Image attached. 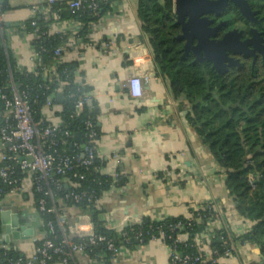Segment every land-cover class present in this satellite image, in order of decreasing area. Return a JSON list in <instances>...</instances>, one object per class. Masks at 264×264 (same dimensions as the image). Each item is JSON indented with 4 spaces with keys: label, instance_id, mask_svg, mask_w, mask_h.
<instances>
[{
    "label": "crops",
    "instance_id": "crops-1",
    "mask_svg": "<svg viewBox=\"0 0 264 264\" xmlns=\"http://www.w3.org/2000/svg\"><path fill=\"white\" fill-rule=\"evenodd\" d=\"M47 5V0H4V22L25 23L32 6ZM136 7L137 0H110L107 10L89 25L87 44L82 40L76 44L72 20H60L52 14L48 28L50 36H66V42L60 44L64 48L61 62L78 63L77 79L83 80L93 98L97 173L112 178V185L97 200V222L117 232L130 221L135 226L145 224V220L188 219L192 210L208 207L214 218L195 237L204 254L210 255L213 234L224 230L237 240L232 242L231 257L219 258L217 264H263L258 246L238 240L253 223L236 212L223 171L188 125L185 109L174 99L167 79L157 72ZM12 44L17 65L30 71L29 43L15 37ZM134 75L142 81L139 99L131 98L125 88ZM56 106L57 112L61 103L56 101ZM53 122L57 123L56 119ZM6 210L18 214L29 235L17 241L10 238L5 244L0 221V246L28 258L45 233L27 175H22L12 192L0 197V213ZM56 216L63 221L59 229L70 239L75 237L69 231L72 228L83 232L93 229L88 209L60 198L56 200ZM179 239L186 242L188 235L180 234ZM169 256L168 245L156 240L123 248L109 258L75 254L72 264H170Z\"/></svg>",
    "mask_w": 264,
    "mask_h": 264
},
{
    "label": "trees",
    "instance_id": "trees-1",
    "mask_svg": "<svg viewBox=\"0 0 264 264\" xmlns=\"http://www.w3.org/2000/svg\"><path fill=\"white\" fill-rule=\"evenodd\" d=\"M109 1L95 0L96 11L87 9L86 2L74 13L69 9L68 2H53L44 6L49 8V13L37 14L34 18L35 27H31L30 23L26 22V29L27 31L37 29L38 33L46 31L51 23L52 14H56L60 20L79 22L77 38L87 44L89 25L99 19L100 11L107 10ZM249 4L259 20L257 26L264 32V0H249ZM231 11L234 12L230 17L231 20L234 16L239 18L236 9L232 8ZM136 15L141 31L147 37L157 72L167 79L174 99L180 100L179 107L181 109L184 107L187 111L188 125L223 171L225 188L236 212L253 223L250 231L238 240L258 246L264 256V64L251 66L247 63L239 68H230L225 74L219 75L209 64H200L194 62L191 55L185 56L181 43L176 38L179 26L174 24L173 0H137ZM63 42H66V36L41 37L37 43L46 49V52L41 53V59L48 65L54 66L56 77L48 74L44 76L40 68L35 72L24 68L18 69L11 53H8V63L1 58V67L6 70V76L10 70L13 82L21 89H27L31 100L37 96V101L30 103L36 121L40 117L39 109L45 97L51 93L57 97L60 83L66 81L67 85L60 93L61 127L70 130L73 138L77 133L79 135L77 142L82 144L83 122L89 116L93 119V110L89 105H85L79 117H71V115L78 97L89 93L90 90L83 80L77 79V62L60 63L53 59L51 52ZM2 80L5 81L6 78ZM35 87L38 89L35 90ZM69 94H72V97L68 98ZM96 129L98 132L97 126ZM73 138L70 142L74 141ZM65 148L68 153L75 151L70 144ZM21 177V173L16 170L12 177L17 181L15 185L6 186L0 183V197L14 190ZM111 185L112 178L90 170L80 182V189H93L99 197ZM34 195L37 201L40 195L35 192ZM77 206L90 211V221L96 235L111 240L116 246L119 245L120 234L98 224L99 211L93 203ZM40 217L44 222L52 223L54 232L47 236L58 243L62 234L56 225L55 217L49 214H41ZM197 218L199 220H196ZM213 218L214 213L211 208L201 207L192 210L188 219L168 218L159 222L129 226L123 229L131 240L125 248L146 243L150 241V236L157 237L158 231L163 230L167 236L164 238L166 245L172 246L175 243L180 254L195 255L199 247L195 237L204 232L206 223ZM43 230L47 232L44 227ZM138 231L150 233L144 236L142 243L132 239V234ZM180 234L188 235L186 243H177V236ZM85 240L72 239L75 243ZM235 240L237 238L229 237L224 230L216 231L210 241L211 251L216 252L218 258L227 251L232 253L231 245ZM105 245L103 242L91 248L98 259L101 256L105 258L112 256L106 251ZM86 252L88 253V250ZM88 256L92 257L91 254ZM17 259L26 258L14 250H6L0 246V264H7L9 260Z\"/></svg>",
    "mask_w": 264,
    "mask_h": 264
},
{
    "label": "built area",
    "instance_id": "built-area-1",
    "mask_svg": "<svg viewBox=\"0 0 264 264\" xmlns=\"http://www.w3.org/2000/svg\"><path fill=\"white\" fill-rule=\"evenodd\" d=\"M47 1L48 5L55 2V0ZM86 2L87 9L96 11L97 4L95 0H70L68 1V7L74 13ZM48 13V7L32 6L30 16L26 22H29L31 27H35L34 18L36 15H47ZM26 22L13 25L5 24L3 3L0 2V183L6 186L15 185L17 181L12 177L16 170L21 175H27L32 183L33 191L40 195V198L35 201L39 215H53L57 227L61 228L63 221L56 216V200L58 198L76 206L83 203L87 205L93 203L96 206L98 195L93 189H80V182L85 179L86 172L91 170L97 173L96 143L98 132L94 119L89 116L83 122L82 138L84 142L79 144L73 138L70 130L61 127L62 122L59 114L62 106L56 112L57 100L54 93L45 97L39 109L40 117L37 121L34 120L30 103L31 101L35 103L37 96L31 100L29 91L21 89L19 85L13 82L10 70H8V76H6V70L1 67V58L7 63L9 62L8 53H11L12 58L15 60L12 52V39L16 37L27 41L32 49L30 71L35 72L37 68H40L44 76L48 74V76L56 77L54 66L48 65L41 59V53L46 52V49L42 45H37L41 37L50 36L49 29L40 33L37 32V29L27 31ZM74 25L76 29L73 39L78 44L81 40L77 38L80 23L74 22ZM63 54V45H59L51 52L53 59L60 63ZM16 67L21 69L17 63ZM3 78H6V80H2ZM141 84V78L136 75L127 80L125 88L131 98L139 99L142 97ZM65 85H67L66 81L60 83L57 90L59 94L62 93ZM36 89L38 87H35ZM70 97H72V94L68 95V98ZM92 100L90 93L79 96L73 107L71 117H79L85 105L92 103ZM92 105H89L91 109ZM54 119L57 123L53 122ZM72 138L74 141L70 142ZM68 144L75 149L74 152H67L65 147ZM196 220H199V218ZM41 221L42 227L47 232H44L45 238L36 245L32 255L25 260H9L7 264H48L51 261L72 264L74 255L82 253L91 254L92 258L97 259L91 248L103 242L106 244V251L114 257L131 242L130 237L126 232H123V229L117 231L120 234V240L119 245L116 246L111 240L96 235L94 229L83 232L79 228H72L69 231L74 234V238L86 240L75 243L59 229L62 238L56 243L54 239L47 236L48 234L52 235L54 232L52 223L50 221L44 222L42 219ZM149 234V231H138L132 234V239L142 243L144 236ZM166 237L165 231L159 230L157 237L150 236V241L157 240L164 243ZM168 238L170 237L168 236ZM176 241L177 243H186L180 241L179 235ZM168 247L170 249V264H217L219 259L216 252L211 251L210 255L207 256L199 247L195 255L180 254L175 243ZM231 255L232 253L227 251L222 257L228 258Z\"/></svg>",
    "mask_w": 264,
    "mask_h": 264
},
{
    "label": "water",
    "instance_id": "water-1",
    "mask_svg": "<svg viewBox=\"0 0 264 264\" xmlns=\"http://www.w3.org/2000/svg\"><path fill=\"white\" fill-rule=\"evenodd\" d=\"M4 0H0L3 3ZM232 4L240 13L242 18L250 24L257 23L255 12L250 9L247 0H173V13L175 17V25L180 26V34L178 40L184 42L182 51L184 54L191 53L194 57V62L210 63L211 68L219 75L227 72L229 67H239L240 63L233 57H229L228 53L236 55H252L255 60V52L261 55L264 63V45L262 39L256 30H251V39L241 42L239 40L240 32L236 30L225 33L221 39H214L217 32L223 23L215 27H210L211 21L204 15H219L224 12L228 4ZM103 11H100V17ZM196 44H193V41ZM252 49H248V47ZM58 103H61V94L56 97ZM92 105V103H89ZM187 114V111H185ZM76 141L79 140V135H74ZM0 221L5 228L4 243L9 244L12 241H17L21 236L29 235L25 226L20 223V218L17 213L4 211L0 213ZM147 223V221H144ZM132 226L130 221L124 227Z\"/></svg>",
    "mask_w": 264,
    "mask_h": 264
},
{
    "label": "flooded vegetation",
    "instance_id": "flooded-vegetation-1",
    "mask_svg": "<svg viewBox=\"0 0 264 264\" xmlns=\"http://www.w3.org/2000/svg\"><path fill=\"white\" fill-rule=\"evenodd\" d=\"M247 1H248V4H249V0H247ZM232 8L236 9L232 4L229 3L228 6H227V8L225 9V11L224 12H221L217 16L212 15V14L204 15L208 20L211 21L210 27H215L218 24L223 23L222 26H221V28L217 32H215L214 39H221L222 36L225 33L229 32V31H232V30H236L237 32H240L239 40L241 42H243V41H246V40L251 39V37H252L251 30L254 29L259 34V37L262 39V45H264V32L261 31L259 29V27L257 26V25H259V20L257 19L256 14H255V17H256V19H257L258 22L257 23L250 24L247 21H245L244 18H242V16L240 15V13L238 12V10L236 9V12L239 13V18H237V17L234 16L232 18V20H231L230 17L232 15H234L233 14L234 12L231 11ZM179 34H180V26H179V33H178V35ZM178 41H180L181 46L183 48L184 42L181 41V40H178ZM193 44L194 45L196 44V41L195 40L193 41ZM248 49L251 50L252 47L249 46ZM184 55L185 56H190V55L192 56L191 53L184 54ZM254 55H255V60H254V56H252V55H247V56L236 55V56H234L233 54L228 53V56L229 57H233L234 59H236V60L239 61V63H240V66L239 67H241L242 65H245L247 63H249L251 66L264 64L262 62L261 55L258 52H255ZM205 63H207V62H204V63H201V64H205ZM207 64H209L210 67H211V64L210 63H207ZM239 67H234V68H239ZM230 68H233V67H229L228 69H230Z\"/></svg>",
    "mask_w": 264,
    "mask_h": 264
}]
</instances>
